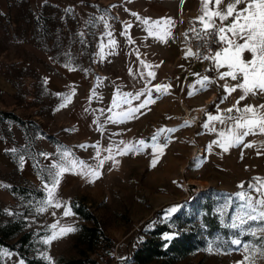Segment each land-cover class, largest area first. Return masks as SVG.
<instances>
[{
	"label": "rangeland",
	"instance_id": "rangeland-1",
	"mask_svg": "<svg viewBox=\"0 0 264 264\" xmlns=\"http://www.w3.org/2000/svg\"><path fill=\"white\" fill-rule=\"evenodd\" d=\"M201 2L0 0V112L16 114L25 124L0 120V220L17 221L22 232L33 234L34 243L25 247L31 257L48 264L45 257L52 264L61 258L137 264L133 255L150 231L176 215L200 224L206 204L227 232L215 233L203 248L175 264H240L249 254L245 245H264V221L248 219L264 211L257 203L264 195L255 190L264 184V143L252 142L253 134L228 151L214 143L221 137L217 127L210 131L203 126L211 114L207 96L198 91V64L180 50L181 18L194 15ZM146 18L149 23L171 19L166 42L149 35L142 23ZM173 74L176 81L167 83ZM156 85L170 87L157 92ZM139 93L143 95L137 98ZM149 96L153 103L119 121L118 114L137 108ZM168 129L173 131L161 132ZM154 145L164 146L163 153ZM129 146L133 150L121 155ZM65 151L92 169L104 160L100 176L92 182L90 176L65 173L56 195L73 215L65 216V207L40 212L48 196L45 185L50 186L56 171L53 165H66L72 158L65 159ZM13 187L23 193H12ZM74 203L97 218L101 235L92 249L80 241L79 232L93 224L75 215ZM54 224L56 231L67 226L77 231L46 244ZM235 239L240 246L232 243ZM1 256L3 264H26L8 249ZM255 264H264L258 252Z\"/></svg>",
	"mask_w": 264,
	"mask_h": 264
},
{
	"label": "snow or ice",
	"instance_id": "snow-or-ice-1",
	"mask_svg": "<svg viewBox=\"0 0 264 264\" xmlns=\"http://www.w3.org/2000/svg\"><path fill=\"white\" fill-rule=\"evenodd\" d=\"M210 2L214 5H221L223 3L224 6L218 10L212 11L209 10ZM113 7H115V5ZM132 15L139 18L137 13H132ZM214 17L221 22L220 26L217 27V20L213 19ZM229 18H231V22L224 24L223 22L228 21ZM198 20L201 23L202 28L199 30L194 28L193 31L197 32L198 39H201L203 42L205 54L202 59L212 61V70L217 71V76L220 80L231 78L232 81H237L239 79V83L233 86H229L225 83L224 90L228 95L235 92L237 88L241 90V95L236 101V104L233 106L237 112L242 113L241 116H208V121L210 122L219 121L221 124L226 123V120L234 122V128L227 135L223 132L220 133L222 141L214 142L219 143V146L222 147L224 151H228L229 147L241 145L244 142V137H247L250 134H264V104L245 105L243 108L238 107L240 101L245 100L249 96H264V0H202L201 15L198 17ZM142 23L148 26L147 30L149 35H155L158 39L166 42V37L170 35V29L168 26L172 25L173 22L171 19H167L164 21H152L149 23V19L146 18L142 21ZM161 25H163V27H161ZM130 27L131 25L126 26V35L128 34L127 29ZM153 29H156V31H153ZM201 32L203 33L202 36L200 35ZM108 35L111 37L112 33L109 32ZM129 40H131L130 36ZM109 43L112 46H115L116 41L110 40ZM212 44H216L218 46V50L209 53L208 48H210ZM245 52L250 53V58H244L243 54ZM193 54V50L188 49L187 55L192 56ZM195 55L198 58H201L198 52L195 53ZM145 67L150 68L152 66L145 65ZM156 67H159V65ZM223 68H226L227 71H218ZM147 75L152 79H155V72L149 71ZM197 83L201 86L198 91L207 90L208 85L215 83V80L210 79L209 76L205 75L202 79L198 80ZM169 87V85H156L155 90L157 92L163 91L166 93ZM191 87L195 88L196 86L192 85ZM140 95H143V93H139L137 98H139ZM188 95L192 96L194 95V92L190 91L188 92ZM228 95L222 96L221 101L226 100ZM65 99L68 100L69 98L65 97ZM153 102L154 101L151 99V96H149L148 99L137 108L129 109L126 112L118 114L119 121L123 122L124 119L132 118L133 114L138 112L140 108L146 107L147 104ZM233 108H229L226 111L230 113L233 111ZM217 112H219V108H217ZM203 126L208 128L209 124L205 123ZM209 130L215 131L216 129L213 126ZM164 131L171 132L173 130H161V132ZM158 135L154 136L153 140H156ZM138 143L140 145H145L143 140ZM166 143L167 140L165 141L164 146H166ZM164 146L154 145V149L156 152L162 154ZM247 146L251 147V144ZM80 147L83 148L86 146L81 145ZM132 150V146H129L121 150L120 154L125 155L128 151ZM13 151L15 150L13 149ZM136 151H139V149H136ZM41 155L47 156L48 154L41 153ZM63 156L67 159L72 157V154L70 151H65ZM158 158L159 157L157 156L153 159V167L155 166ZM106 159H113V157L109 156ZM104 163V160H99L97 169H92L85 162L72 157L71 159H68L66 165H53L56 171L51 173L52 179L50 181V186L48 184L45 185L48 196L44 206L39 208L38 211L44 212L47 207H65L64 215H73L71 208L67 206V203L62 205L56 195L63 175L71 172L72 174H80L86 177L90 176L92 177V182H94L95 179L99 178V169L103 167ZM241 187H243V185H241ZM255 190L264 195V184L257 187ZM257 203L261 209H264V199H260ZM252 212H257V208L253 207ZM248 219L252 221H256L258 219L264 221V211H260L258 216L249 215ZM51 228L53 231L51 236L45 240L46 244H50L52 240L58 239L68 233L77 231V229L72 226L60 227L59 231H56L55 229L57 228V225L55 224L52 225ZM262 231H264V229H262ZM253 235H255V233H253ZM232 243L240 246L242 242L240 239H235ZM209 251H211V249H209ZM245 252L249 254L244 256V260L241 261L240 264H245V262H247V264H255L257 252L260 257H264V245H254L251 249L245 245ZM4 255H7V253H4ZM45 259L49 261V264H52L51 257H45ZM20 264H23V261H21Z\"/></svg>",
	"mask_w": 264,
	"mask_h": 264
},
{
	"label": "trees",
	"instance_id": "trees-1",
	"mask_svg": "<svg viewBox=\"0 0 264 264\" xmlns=\"http://www.w3.org/2000/svg\"><path fill=\"white\" fill-rule=\"evenodd\" d=\"M213 107L209 108L212 111ZM0 120H10L24 127L23 120L16 114L9 112H0ZM27 133L31 135L30 128H26ZM54 144L60 142L54 137L49 138ZM31 145L35 152V140L31 139ZM39 160H37L38 162ZM39 163V162H38ZM37 164V168L40 166ZM20 189L13 187L12 193H18ZM21 193L22 190H20ZM36 195L44 197L42 190H36ZM72 209L82 221L90 222V226H82L79 232V239L87 245V249H92L101 235V231L96 227L97 218L93 214H89L84 206L72 204ZM206 213L202 216L201 223L194 222L190 216L176 215L167 223H164L149 232V238L136 250L133 259L137 264H175L178 261L186 260L197 250L203 248L207 240H212L215 233H226L227 230L222 227L218 221V217L212 214V205H205ZM2 214L0 213V216ZM175 233L172 240H163L164 234ZM34 243L33 234L31 232H22L20 223L17 221H1L0 220V264H3L1 251L8 249L18 253L26 264H48L42 259H35L25 250L27 245ZM83 257L86 256L85 251H81ZM55 264H94L88 258L81 259H59Z\"/></svg>",
	"mask_w": 264,
	"mask_h": 264
},
{
	"label": "crops",
	"instance_id": "crops-1",
	"mask_svg": "<svg viewBox=\"0 0 264 264\" xmlns=\"http://www.w3.org/2000/svg\"><path fill=\"white\" fill-rule=\"evenodd\" d=\"M224 5L223 3L221 5H214L213 3H209V10H218L220 8H222ZM243 7V6H240ZM201 9H202V2L200 4V6L197 8L196 13L194 14L195 16H200L201 15ZM207 19V18H206ZM217 20V27L220 26V21L217 18H213ZM231 22V18H229L228 21H224V24H228ZM242 42V41H241ZM244 58L248 59L250 58V53L245 52L244 54ZM218 71H227L226 68L223 69H219ZM217 72V71H216ZM212 79L215 80V83L209 84L207 87V90H203V94H205V96H207V102L208 105L212 108V111H209V109L207 110V113H210L211 115H223L224 117H239L241 116L242 113L237 112L235 110V108H233V106L236 104V101L239 99L240 95H241V90L239 88H237V90L233 93H231V95H228L225 90H224V84L227 83L229 86H233L237 83H239V79L237 81H232L231 78H226L225 80H220L218 78V76L213 77ZM228 95V98L226 100L221 101V97ZM206 99V97H205ZM259 104H264V96L261 95H257L255 97L249 96L247 97L245 100L240 101V104L238 105V107L243 108L245 105H259ZM209 107V108H210ZM217 108H219V112H217ZM229 108H233L232 112H227L226 110ZM206 113V114H207ZM209 127L212 128V126H215L218 128V135L221 137L220 133L224 131H222V129H226L225 134L227 135L229 133V131L232 129V127H234V122L231 120H226V123L221 124L219 123V121H209L208 122ZM221 141H222V137H221ZM252 142H260V143H264V134L262 133H257V134H253L252 136Z\"/></svg>",
	"mask_w": 264,
	"mask_h": 264
},
{
	"label": "built area",
	"instance_id": "built-area-1",
	"mask_svg": "<svg viewBox=\"0 0 264 264\" xmlns=\"http://www.w3.org/2000/svg\"><path fill=\"white\" fill-rule=\"evenodd\" d=\"M199 16L195 15H183L182 20V28L180 33V50L182 55L187 54L188 49L193 50V55L191 56L195 62L198 64L199 72L201 79L203 76L207 75L210 79L217 76V72L213 71V64L211 60L202 59L204 53V46L201 39H198L197 32H194L193 29H201L202 25L198 20ZM202 36L203 33L201 32ZM218 50V46L216 44H212L210 48H208V52H214ZM199 53L201 58H198L195 53ZM182 58V56H181ZM177 79L175 74L169 76L166 81L167 83H174Z\"/></svg>",
	"mask_w": 264,
	"mask_h": 264
},
{
	"label": "bare ground",
	"instance_id": "bare-ground-1",
	"mask_svg": "<svg viewBox=\"0 0 264 264\" xmlns=\"http://www.w3.org/2000/svg\"><path fill=\"white\" fill-rule=\"evenodd\" d=\"M208 104V103H207ZM200 110H205V106H203Z\"/></svg>",
	"mask_w": 264,
	"mask_h": 264
}]
</instances>
